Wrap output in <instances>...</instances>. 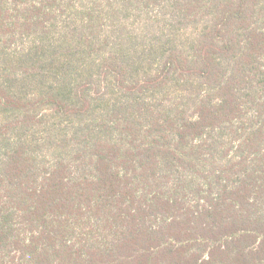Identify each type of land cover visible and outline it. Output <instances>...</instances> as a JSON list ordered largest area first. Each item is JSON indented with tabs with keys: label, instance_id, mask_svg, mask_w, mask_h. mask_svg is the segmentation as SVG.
Masks as SVG:
<instances>
[{
	"label": "trees",
	"instance_id": "trees-1",
	"mask_svg": "<svg viewBox=\"0 0 264 264\" xmlns=\"http://www.w3.org/2000/svg\"><path fill=\"white\" fill-rule=\"evenodd\" d=\"M0 264H264V0H0Z\"/></svg>",
	"mask_w": 264,
	"mask_h": 264
}]
</instances>
